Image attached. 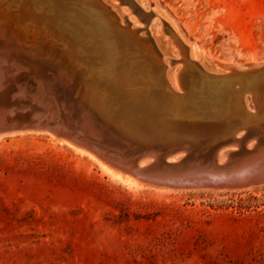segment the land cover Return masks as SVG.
<instances>
[{
  "label": "rangeland",
  "instance_id": "374dc122",
  "mask_svg": "<svg viewBox=\"0 0 264 264\" xmlns=\"http://www.w3.org/2000/svg\"><path fill=\"white\" fill-rule=\"evenodd\" d=\"M148 1L164 10L183 38L209 61L239 66L264 61V0ZM59 20L54 25H78L73 19ZM40 35L42 44L49 46L50 38ZM52 38V49L68 51ZM77 45L73 54L82 60V44ZM53 54L56 65L61 62L67 69L63 54ZM71 60L87 75L83 80L93 81L80 61ZM123 62L119 61L121 82L127 75ZM141 65H127V70L143 79L138 87L149 89L146 97L161 95L144 81L147 74L139 70ZM99 81L95 85L99 83L103 97L108 95L111 108H119L114 85L118 82L110 80L104 87ZM211 90L213 101L226 100L225 92ZM260 105L257 111L264 119V104ZM228 123L225 119L198 125L222 129ZM87 158L52 144L42 134L0 138V264H264V188L151 191L110 178Z\"/></svg>",
  "mask_w": 264,
  "mask_h": 264
},
{
  "label": "bare ground",
  "instance_id": "6f19581e",
  "mask_svg": "<svg viewBox=\"0 0 264 264\" xmlns=\"http://www.w3.org/2000/svg\"><path fill=\"white\" fill-rule=\"evenodd\" d=\"M149 2L148 0H120L118 3L116 0H0V75L11 73L13 79H16L17 77L14 76L17 72L26 70L24 72L26 73L31 69L40 77L41 71L38 67L40 64L35 61H32V63L26 62V60L20 58L19 55L23 53L27 56V60H34L38 54L42 56L41 52L36 53L35 46H33H41L42 39L39 37L40 34H43L45 38L49 37L51 39L53 37L56 41H60L65 48H68L67 52L70 53L68 58L77 62L80 61L79 63H81V65L83 64L82 66H85V69L89 71L91 75L89 76L93 81L83 80L82 84L88 88L89 93L98 94L99 97L96 100L90 99L89 101L91 102L89 103L87 101L89 110L85 111V114H83V111H80V114H82L80 116L78 114L75 119L76 122L78 121L79 125L73 124L88 132L96 139L101 140V135L104 136L103 142L105 144H110L111 142H119V138L115 137L116 139H114L112 135L105 133L104 125L107 124L108 121H114L113 116L115 120L119 119V112H117L119 108H111L109 100L105 99L108 95L103 97L102 93L98 90L99 83L95 85V82L102 79L100 80L102 82L100 84L105 87L108 83H111L110 80H115L118 82L116 84L114 83V85L118 88L117 97L119 98H121L119 95V84H123L124 88L126 87L131 91L135 90L134 88L142 90L143 86L138 87V84H141V81H143L141 76V79H138L139 76L135 74L130 75L133 69L130 70L129 68V70H127V65L134 68L142 64V68H139V70H145L147 74V78H145L144 81L152 85L157 93L161 91V95L158 94L153 97L151 94V98H153L154 101L158 100L169 107L171 104H176L177 106L181 104L182 107L187 106L185 109L193 107L204 109L209 105H219L222 108H227L228 111L226 110V114L229 115V119L227 118L226 120L229 121V125L227 124L224 126L222 128L223 131L238 127V130L235 131L236 137H233V141L236 144L238 142L243 144L242 148L245 151L244 154L250 152V146L254 143L253 139L255 135L249 132L250 135L245 137V139H241V137L246 127L252 128L254 133L264 132V125H261V122L264 120L261 117L262 112L260 114L259 111H254V109H260L262 105H260V102L264 104V61H252L251 63L242 64L241 66L234 63H225L223 65L220 62H216V60L215 62L209 61L203 52L198 51L193 42L188 43L183 38L174 21L164 10L160 8V11ZM72 3L73 6L75 4V6L77 5L76 7L83 8L85 13L72 8ZM121 4H125L126 6L119 7ZM132 13L135 15H131ZM56 18L60 19V23L67 21V19H69V21L73 19L78 22V25L75 23H67L65 26H62L63 24L61 26L58 24L54 25ZM139 20H142L145 25L141 26ZM165 34H169L170 36ZM74 38L77 40L75 41ZM50 39H46L48 40L46 42L50 45L48 46L46 43H43L42 47H44V49L48 47L49 50H54L57 47L54 46L55 48L52 49ZM10 42H12L16 50L15 54L8 52L9 48L6 44ZM28 43L29 45L26 46ZM77 44H82L80 48L85 54L82 60L75 57L73 54V47ZM17 50H19V52H17ZM47 52L51 54L54 53L53 51ZM47 52L44 53V55L48 54ZM89 54L94 55L89 57ZM131 54L133 55L131 56ZM135 54H137V56ZM135 57L141 58L142 61H133ZM85 58L87 61H85ZM119 61H124V64H122L127 73L126 76H124L125 74L123 73L124 75L122 76L125 78L121 79L122 82L119 81V68L122 67V65L119 66ZM178 62H182V65L176 66L175 63L178 65ZM174 64L175 66H173ZM50 66L52 68H48V70L52 75H54L53 71L55 69L58 72L66 70L62 69V65ZM67 74L69 75L68 72ZM84 79H86V77ZM152 79L153 81H150ZM41 81H43V79H41ZM43 82L47 83L46 81ZM39 83L40 81L37 83L38 89L36 91L40 90L39 86L41 85ZM145 89V91L149 92V89ZM210 89L225 92L227 95L225 97L226 100L221 98L219 101H213L210 96ZM197 91H200V93H197ZM205 91L208 92L207 94H209L210 97L206 95ZM247 93L249 96L246 95ZM258 95H260V98ZM40 99L38 94L32 97V100L37 103L36 106L41 104ZM229 99L234 100L229 101ZM121 100L122 99H119V105L122 103ZM230 104H234L233 109L230 108ZM51 106L53 107L52 104ZM122 106L125 107V114L127 107L126 105ZM81 108L83 109V107ZM103 115L106 116V118ZM144 121H146V117ZM147 122L149 123H147L148 126L154 125L153 122H149L148 120ZM201 126L205 127V130H208L206 125ZM165 127H169V125L167 124ZM32 133L42 134L52 144L65 145L66 148L80 156L81 154L86 155L88 157L87 159L92 164H96L102 173L120 183L135 188H145L151 191H162L167 193L187 191L243 192L264 188V180L246 186L241 185L227 189L214 187L169 188L166 186H157L145 182L137 173L138 170L145 169L149 164L155 166L153 164L154 158L147 155H143V158H137L129 156V154L126 156V150L121 149L119 152L117 151L116 157L114 158V156H112V158L116 160L115 163L117 165L120 164L119 156L123 159H131L130 164H127V169H125L110 164L88 147L75 144L53 132L42 130L18 132L0 131V138L4 136ZM120 141L122 142L123 148L129 147V143L123 138H120ZM229 143H231V141H229ZM115 145H119V143ZM234 149H236V147L229 146L227 148H220L218 150L219 152H217L212 159L214 165L211 166L213 163L209 162V164H205V169L224 170L226 165L224 166L223 164L228 160L231 150ZM121 152L123 153L122 155L120 154ZM184 156L186 155L181 150L173 151L171 154L168 153L163 157L161 165L165 164L175 167L172 163L175 161L177 162V160ZM263 156L264 151L259 149L255 156L252 155V159L257 160ZM236 159L240 162L232 164L231 162L233 161L231 159L229 166H227L229 170H239L240 168H236V166H239L241 162H246L245 158L240 156H236ZM252 159H250V166L253 169H264V161L253 163ZM125 161L126 160H124V162ZM196 161V158L191 157L186 162H183L182 166H177L186 169H195L197 167L204 168L201 163L197 164ZM122 167L124 166L122 165Z\"/></svg>",
  "mask_w": 264,
  "mask_h": 264
},
{
  "label": "water",
  "instance_id": "95a60500",
  "mask_svg": "<svg viewBox=\"0 0 264 264\" xmlns=\"http://www.w3.org/2000/svg\"><path fill=\"white\" fill-rule=\"evenodd\" d=\"M6 46L9 48V53L15 54L16 50L12 42ZM35 49L36 53L41 52L42 56L38 54L34 60H27V56L23 53L19 56L29 63L38 62L41 71L40 77L31 69L26 73H24L26 70L17 72L14 76L17 77L16 79H13L11 73L0 75V131L42 130L53 132L75 144L88 147L110 164L125 169H127V164H130L131 159H123L119 156L120 164L117 165L116 160L112 158V156L115 158L117 151L119 152L121 149L126 150V156L129 154V156L137 158H141L143 155L153 157L155 166L149 164L145 169L138 170L137 173L145 182L157 186L227 189L264 180V169H253L250 166L252 155L255 156L259 149L264 151V132L254 133L252 128H244L241 139H245L250 133L255 135L254 143L250 146V152L244 154L243 144L240 142L236 144L233 141L238 127L223 131L221 128L205 130V127L198 125L229 119V115L226 114L227 108H222L219 105H209L204 109L197 107L185 109L187 106L182 107L181 104H178L179 106L171 104L169 107L158 100L154 101L153 98L146 97V89L143 87L142 90L131 91L126 87L124 88L123 84H119L121 97L119 99H122L119 111L117 110L119 119L115 120L113 116L114 121H108L104 125L105 133L112 135L114 139H116L115 137L119 138V142H117L119 145L112 142L105 144L102 135L101 140L92 137L88 132L76 126L79 123L75 121L76 116L82 114L80 111L85 114V111L89 110L87 101L89 103L91 102L90 99L99 98L98 94L89 93L88 88L82 84L84 76H87L84 75L83 71H80L82 67H77L76 64L73 65L68 62L70 53L67 51L64 53L59 47L58 50H49L48 47L44 49L41 44L39 47L35 46ZM45 51L58 52L60 55L64 53L62 61L65 60V64H69L67 65L68 68L61 72L55 69L54 75H52L48 70V62L50 61L51 65H56L57 61L54 59V54L47 52L49 55H44ZM58 65L65 67L61 62ZM39 81L40 90L36 91ZM36 94L41 98V104L37 106V103L32 100ZM122 105H126L125 114L127 115L124 114L125 107ZM104 117L106 118V116ZM145 117L146 121H144ZM147 120L153 122L154 125L148 126ZM167 124L169 127H165ZM120 138L128 142L129 147L123 148ZM229 146L236 147V149L231 150L228 160L223 164L226 165L224 170L205 169V164L207 165L209 162L213 163L211 166L214 165L212 159L220 148ZM179 150L183 151L186 156L177 162H173L175 167L161 165L164 156ZM236 156L245 158L246 162H241L239 166H236V168H240L239 170H229L227 166H229L231 159L232 164L240 162ZM191 157L196 158V163H201L204 168L186 169L177 166H182V163ZM124 160L126 161L124 162ZM260 161H264V156L257 160L252 159L253 163Z\"/></svg>",
  "mask_w": 264,
  "mask_h": 264
}]
</instances>
